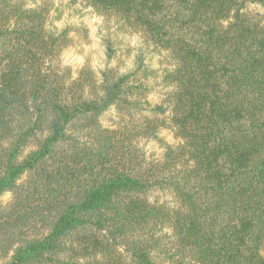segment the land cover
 Returning a JSON list of instances; mask_svg holds the SVG:
<instances>
[{
  "label": "trees",
  "instance_id": "obj_1",
  "mask_svg": "<svg viewBox=\"0 0 264 264\" xmlns=\"http://www.w3.org/2000/svg\"><path fill=\"white\" fill-rule=\"evenodd\" d=\"M84 1L172 56L179 142L140 160L99 122L131 74L70 80L46 6L0 0V264H264V0Z\"/></svg>",
  "mask_w": 264,
  "mask_h": 264
},
{
  "label": "rangeland",
  "instance_id": "obj_2",
  "mask_svg": "<svg viewBox=\"0 0 264 264\" xmlns=\"http://www.w3.org/2000/svg\"><path fill=\"white\" fill-rule=\"evenodd\" d=\"M22 1L27 7L46 6V28L58 38L52 64L70 80L88 76L100 82L105 75L131 74L129 101L109 109L99 122L104 128L117 130L122 140L129 141L140 160L148 163L162 160L165 146L179 142L170 120L174 85L167 79V72L174 68L175 61L169 52L156 47L142 33L131 30L117 16L100 14L84 0ZM247 4L246 10L264 20V7ZM156 106L166 109V113L155 111ZM147 122L155 125L164 122L157 139L146 136ZM36 148L34 141L20 159ZM149 196L152 201L172 204L171 192L154 191ZM12 198L11 193L0 196V205L7 208Z\"/></svg>",
  "mask_w": 264,
  "mask_h": 264
}]
</instances>
